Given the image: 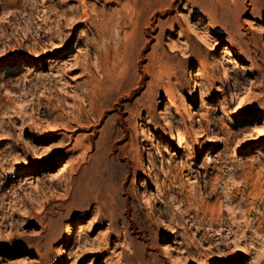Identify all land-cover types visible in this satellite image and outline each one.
Masks as SVG:
<instances>
[{"label": "rangeland", "instance_id": "1", "mask_svg": "<svg viewBox=\"0 0 264 264\" xmlns=\"http://www.w3.org/2000/svg\"><path fill=\"white\" fill-rule=\"evenodd\" d=\"M63 259L264 264V0H0V264Z\"/></svg>", "mask_w": 264, "mask_h": 264}, {"label": "bare ground", "instance_id": "2", "mask_svg": "<svg viewBox=\"0 0 264 264\" xmlns=\"http://www.w3.org/2000/svg\"><path fill=\"white\" fill-rule=\"evenodd\" d=\"M74 14H76V13H74ZM194 33L196 34L195 31H194ZM199 38L201 39L202 42L205 41L203 39L202 35L200 36V34H199ZM223 53H224L225 56L231 55V52H230L229 49H224ZM212 60H215L216 61L214 73H220L221 78H222V81H223V86L224 87H228L230 85V80H231L232 77H231L230 72H229V69L227 67V62H225L226 60L220 61L219 60V57L217 58L215 55L212 56ZM194 76H196V74ZM193 86L195 87V89H197V85L195 83H194ZM238 110H240V108L239 107H235V111H238ZM165 116L163 115L162 117L166 119L167 117H165ZM173 139L174 140L181 139L183 142H186V140H187L186 137L184 136V134L179 129L174 130V132H173ZM178 147L180 149H184V147L181 146V145H178ZM169 165L171 166V164H169ZM72 237H73V231H72V229H70L69 230V233H68V237H67L66 242H70L71 239H72ZM61 264H64V259L62 260Z\"/></svg>", "mask_w": 264, "mask_h": 264}]
</instances>
